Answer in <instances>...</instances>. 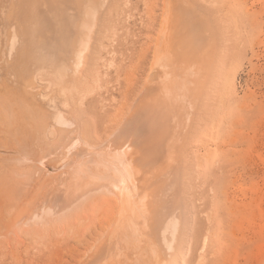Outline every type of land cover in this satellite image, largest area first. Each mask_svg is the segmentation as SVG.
Listing matches in <instances>:
<instances>
[{"label":"bare ground","instance_id":"obj_1","mask_svg":"<svg viewBox=\"0 0 264 264\" xmlns=\"http://www.w3.org/2000/svg\"><path fill=\"white\" fill-rule=\"evenodd\" d=\"M16 2L24 9L27 29L20 22L18 29L12 28L8 64L21 66L26 51L31 55L26 58L30 65L19 66L18 76L5 74L3 83L12 86L15 82L21 93L12 89L14 85H4L0 91V247L9 241L12 245L13 239L8 240L12 235L30 238L59 229L77 232L96 213L99 231L76 264H175L187 218L182 201L188 166L184 152L194 124L188 123L179 105L172 108L179 95L183 99L184 95L169 96L163 83L168 75L185 81L180 88V93L188 94L185 103L198 104L205 82L192 70L208 75L218 56L213 51L217 47L214 30L206 28L203 16L191 19L186 13L189 0H163L142 89L113 131L102 141L92 142V124L81 108L98 80L96 66L102 60L118 0H4L3 5L8 11ZM49 13L59 16V28L43 21ZM184 25L198 26V32L184 35ZM202 32L208 37L200 36ZM48 37L53 39L50 51ZM58 64H62L60 69ZM32 95L38 96L39 106L28 102L34 99ZM171 165L172 171L168 170ZM113 209L114 215L103 222ZM160 237L166 245L167 259L163 260L152 243L155 239L161 245Z\"/></svg>","mask_w":264,"mask_h":264},{"label":"rangeland","instance_id":"obj_2","mask_svg":"<svg viewBox=\"0 0 264 264\" xmlns=\"http://www.w3.org/2000/svg\"><path fill=\"white\" fill-rule=\"evenodd\" d=\"M162 2L118 0L117 9L110 16V30L104 42L102 60L96 66L98 80L81 108L83 117L92 124V142H100L107 137L113 131L115 122L126 114L139 95L149 72ZM189 2L186 13L191 19L198 21L203 16L202 20L208 24L206 28L214 30L212 37L217 47L213 51L216 50L218 56L215 55L217 57L208 75L192 70V73L195 71L194 76L200 75L202 78L198 77L204 78L205 82L196 105L185 103L188 94L180 93L185 81L168 75L163 83L169 96L184 95V99L179 95L172 108L175 106L173 109H176L179 105L177 109L188 123L194 124L190 135L191 146L189 144L184 152L188 166L182 180V201L187 218L175 264H264V0ZM0 3V15L4 16L3 20V16L0 17V24L5 20L7 22L0 25H5L0 28V91H4L9 85L8 82L3 83L5 74L13 77L15 73L18 76L20 69L30 65L26 58L31 52L26 51L25 60H20L23 65L20 66L19 62L18 66L8 64L11 58L6 55L9 54L11 35H14L11 30L18 29L19 22L23 29L26 28L25 13L17 2L8 11L3 5L4 0ZM1 6L5 10H2L3 13ZM42 19L55 23L58 28L60 26L57 25L60 22L57 15L44 14ZM209 24H213L212 28ZM184 27L183 34L187 36L191 30L198 29V26ZM205 33L211 35L209 31ZM207 34L202 32L200 36L208 37ZM26 39L28 42L27 36ZM52 40L48 37V46L46 40H42V46L52 50L53 45L49 44V41L53 43ZM58 44H54L57 50L60 49ZM179 63L180 67L184 66L183 62ZM58 65L60 69L62 64ZM12 79L17 81L15 77ZM14 83L12 89L21 93L19 85ZM23 94L27 95L26 89H23ZM32 96L34 99L28 100L30 105L39 106L36 102L38 96ZM42 107L50 110L48 106ZM198 138L203 145H199ZM192 144H195L194 149ZM195 151L201 156L199 162ZM170 158L174 159L173 154ZM172 169L171 165L168 170ZM53 170L50 168V172ZM53 173L58 175V172ZM114 209L108 212L103 222L114 215ZM95 214L89 215L85 227L77 232L59 229L50 234H33L30 238L35 237L31 240L26 234L10 236L8 240L13 239L12 245L9 241L3 248L0 247V264H76L84 248L99 231ZM7 229L2 231L3 236L7 235ZM160 240L161 245L155 239L152 243L157 246L158 259H167L164 238L160 237Z\"/></svg>","mask_w":264,"mask_h":264}]
</instances>
